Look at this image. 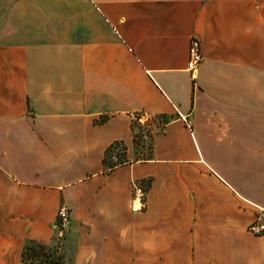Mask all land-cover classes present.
Here are the masks:
<instances>
[{
  "label": "crops",
  "instance_id": "1",
  "mask_svg": "<svg viewBox=\"0 0 264 264\" xmlns=\"http://www.w3.org/2000/svg\"><path fill=\"white\" fill-rule=\"evenodd\" d=\"M61 207L73 264H264V0H0V264Z\"/></svg>",
  "mask_w": 264,
  "mask_h": 264
},
{
  "label": "rangeland",
  "instance_id": "2",
  "mask_svg": "<svg viewBox=\"0 0 264 264\" xmlns=\"http://www.w3.org/2000/svg\"><path fill=\"white\" fill-rule=\"evenodd\" d=\"M140 117H134L133 122V145L135 147L134 158L145 157L151 145L150 134L153 131V127L158 125V122L139 120ZM123 155V149L121 146L116 147L107 156V162H117V156L120 161H122L121 156ZM127 160V157H125ZM50 249L46 252L47 255H51V259L56 262H61V264H73V258L76 253V243L69 236V228H66L63 233L59 234V229L55 231L52 243L48 246Z\"/></svg>",
  "mask_w": 264,
  "mask_h": 264
},
{
  "label": "built area",
  "instance_id": "3",
  "mask_svg": "<svg viewBox=\"0 0 264 264\" xmlns=\"http://www.w3.org/2000/svg\"><path fill=\"white\" fill-rule=\"evenodd\" d=\"M202 52L201 45L197 38H192L189 43L188 48V62H187V71L195 77V74L198 70L199 65L202 62ZM148 122L150 118L146 116H140L141 120ZM57 228L59 229V234L61 235L63 231L69 226V214L66 208L61 207L57 212ZM248 232L253 235H263L264 234V224L260 217L257 221L248 227Z\"/></svg>",
  "mask_w": 264,
  "mask_h": 264
},
{
  "label": "trees",
  "instance_id": "4",
  "mask_svg": "<svg viewBox=\"0 0 264 264\" xmlns=\"http://www.w3.org/2000/svg\"><path fill=\"white\" fill-rule=\"evenodd\" d=\"M121 146L123 149V155L121 156L122 161H120L119 157L117 156V162H107L106 158L109 155V153L114 150L116 147ZM126 157V149L121 143H115L113 144L105 153V157L103 160V165L107 170L114 169L117 166L122 165L123 163L127 162L125 160ZM50 248L48 246L39 244L34 241L28 242L22 253H21V264H61V262H56L55 260L51 259V255H47L46 252Z\"/></svg>",
  "mask_w": 264,
  "mask_h": 264
}]
</instances>
